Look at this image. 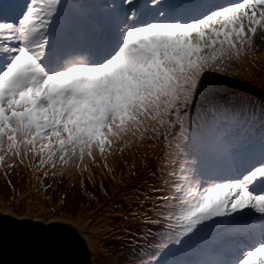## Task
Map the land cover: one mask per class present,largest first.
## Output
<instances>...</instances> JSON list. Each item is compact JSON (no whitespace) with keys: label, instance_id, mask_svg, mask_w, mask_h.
<instances>
[{"label":"snow or ice","instance_id":"obj_1","mask_svg":"<svg viewBox=\"0 0 264 264\" xmlns=\"http://www.w3.org/2000/svg\"><path fill=\"white\" fill-rule=\"evenodd\" d=\"M261 62L264 0H0V172L50 225L49 179L133 188L136 264H264Z\"/></svg>","mask_w":264,"mask_h":264},{"label":"rangeland","instance_id":"obj_2","mask_svg":"<svg viewBox=\"0 0 264 264\" xmlns=\"http://www.w3.org/2000/svg\"><path fill=\"white\" fill-rule=\"evenodd\" d=\"M235 73L230 77L233 88L245 93L254 101L264 99V62L255 67L247 64L237 65ZM125 157L127 158V155ZM29 175L27 172L18 171L5 177L0 172V210L17 215L18 220L30 217L39 224H49L48 221L52 217L45 220L30 214L34 205L30 204L29 200L36 201L37 196L30 184ZM9 179L16 189L15 199L13 189L8 185ZM107 181L108 179H104V189H101L100 178L96 177L95 187L86 180L85 190L76 174L71 178L65 174L62 179H49L45 181V185L51 187L41 189L40 207L35 210L42 216L54 209L58 213L55 224L76 226L88 239L90 257L94 264H136L138 245L143 243L136 238L140 235L135 232L137 225L131 222V219L125 220L110 211L113 206L121 205L123 197L131 195L133 188L125 190L117 187L112 190ZM105 191L107 196L104 195ZM132 208H136L135 201L132 202ZM60 213L63 215H59Z\"/></svg>","mask_w":264,"mask_h":264},{"label":"water","instance_id":"obj_3","mask_svg":"<svg viewBox=\"0 0 264 264\" xmlns=\"http://www.w3.org/2000/svg\"><path fill=\"white\" fill-rule=\"evenodd\" d=\"M87 237L73 225L39 224L0 210V264H94Z\"/></svg>","mask_w":264,"mask_h":264},{"label":"bare ground","instance_id":"obj_4","mask_svg":"<svg viewBox=\"0 0 264 264\" xmlns=\"http://www.w3.org/2000/svg\"><path fill=\"white\" fill-rule=\"evenodd\" d=\"M249 71H250V70H249ZM125 158H126V157H125ZM110 163H111V161H110ZM124 171H127V170L125 169ZM117 174L119 175V168L117 169ZM73 175H75V174H73ZM85 176H87V174H85ZM96 177H97V178H100V173H99V172L96 173ZM107 183L109 184V186L111 187L112 190H114V189L117 188V186L114 185V184H112V183H110L109 180L107 181ZM94 235H96V234H92V236H94Z\"/></svg>","mask_w":264,"mask_h":264}]
</instances>
